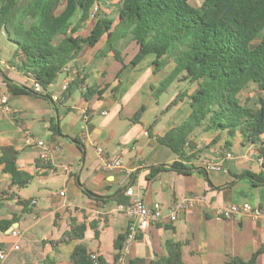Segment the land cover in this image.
Returning a JSON list of instances; mask_svg holds the SVG:
<instances>
[{
	"label": "crops",
	"instance_id": "crops-1",
	"mask_svg": "<svg viewBox=\"0 0 264 264\" xmlns=\"http://www.w3.org/2000/svg\"><path fill=\"white\" fill-rule=\"evenodd\" d=\"M119 3L120 0H104L100 5L101 13L115 18V24L120 20ZM112 10L117 12L116 16ZM89 22H84L75 35L87 36L95 21L93 25ZM116 26L112 31L117 30ZM1 34L5 36L4 32ZM61 38L58 35L56 41ZM113 46L120 51L122 60L116 59L108 46L107 33L95 45H86L50 85V96L45 91L33 90V79L9 64L15 45H8V56L0 54V66L11 83L30 88L13 92L0 71V98L6 94L11 107L10 111H3L0 104V147L14 146L19 152V167L33 175L27 186L19 187L11 183V175L3 172L0 165V220L18 217L7 230L0 231V249L6 251V261L75 264L71 254L81 243L90 254L98 255V264H151L167 254L168 239L182 243L185 264L250 260L264 244V217L244 214L235 220L225 219L217 214V209L233 202L264 205V183L238 177L244 171L264 170L262 143L243 145L241 135L237 134L228 145L226 130L204 128H197L191 136L196 145L186 148L188 158L157 143L149 136V125L157 118L152 133L160 136L183 122L192 111L190 94L196 85L187 88L185 81L175 80L165 92L175 88L170 94L180 95V99L168 107L173 99L167 105L162 103L165 92L155 96L154 88L161 81V70L154 71L155 55L145 56L133 66L131 59L138 46L128 28L119 32ZM168 62L170 73L173 61ZM75 79L80 82L74 83ZM65 83L67 89H63ZM248 89L246 96L257 97L256 103L250 105L248 100L241 99L257 108L262 91L251 83L241 93ZM54 95L58 98L54 99ZM142 106L144 112L134 121L132 118ZM82 109L90 114L88 122L82 118ZM55 124L58 132L52 130ZM25 128L49 144L50 160L42 158L41 147L26 142ZM97 147L108 154H120L130 174L119 167L105 168ZM229 151L231 158L226 156ZM205 158L221 163L224 169L201 168L199 161ZM175 161L193 169L189 174L180 173L171 167ZM158 165L167 168L154 172L153 167ZM130 186L149 205L161 203L168 208L183 198L194 202L176 221L151 226L127 250H123V241L115 261L119 252L116 240L126 234L129 223L119 210V199L130 200L125 193ZM197 197L202 199L196 201ZM20 199L30 201L26 212ZM72 223L86 225L84 238L54 247L50 241L60 238ZM255 264H264V252Z\"/></svg>",
	"mask_w": 264,
	"mask_h": 264
},
{
	"label": "trees",
	"instance_id": "trees-1",
	"mask_svg": "<svg viewBox=\"0 0 264 264\" xmlns=\"http://www.w3.org/2000/svg\"><path fill=\"white\" fill-rule=\"evenodd\" d=\"M63 1L0 0V34L4 32L15 45L8 62L38 82L46 95L50 96L49 87L64 67L86 45H95L106 33L108 46L116 59L122 60L113 40L121 30L128 28L138 46L131 59L133 66L151 54L155 55V72L169 60L173 61L169 76L154 88L156 97L167 91L175 80L196 85L190 94V115L160 136L152 133L156 118L148 127L151 138L175 154L188 158L190 155L187 156L185 150L195 147L191 136L197 128L226 130L228 145L240 134L243 145L262 143L260 153L264 156V0H202L198 7L189 0H120L117 5L120 20L116 24L115 18L101 13L100 5L104 0H67L65 5ZM92 15L95 23L89 34L75 35ZM113 25H117L116 31H112ZM58 35L62 38L56 41ZM0 71L13 92L30 89L11 83L1 66ZM79 82V79L74 80L76 84ZM251 83L262 91L257 108L248 106L240 97ZM104 90L101 89V93ZM179 99L180 95H177L168 107ZM144 110L145 106H142L132 119L138 121ZM52 130L58 132V125L55 124ZM18 154L12 145L1 146L0 165L3 172L11 175L13 185L25 187L33 175L19 167ZM171 167L184 174L193 169L180 161L173 162ZM166 168L158 165L153 171ZM238 177L264 183V170L260 173L244 171ZM119 202L128 203L122 199ZM19 203L26 212L30 201L20 199ZM17 220V216L1 219L0 231L7 230ZM85 231V224L72 223L60 238L50 242L57 247L84 238ZM124 239L125 235H120L116 240L119 252L115 254V261L119 259ZM166 248L167 254L151 264H185L180 241L168 239ZM262 252L264 244L250 260L234 258L225 264H255ZM71 259L75 264H94L87 246L81 243L74 248Z\"/></svg>",
	"mask_w": 264,
	"mask_h": 264
},
{
	"label": "built area",
	"instance_id": "built-area-1",
	"mask_svg": "<svg viewBox=\"0 0 264 264\" xmlns=\"http://www.w3.org/2000/svg\"><path fill=\"white\" fill-rule=\"evenodd\" d=\"M65 68V67H64ZM68 84L63 85V89H67ZM32 89L36 92H41V85L33 80ZM58 95H54V99H57ZM0 104L3 111H10L11 107L9 105V99L6 94H3L0 98ZM82 118L85 122H88L90 114L87 109L81 110ZM106 113V112H104ZM25 135V140L28 144H35L43 149L42 158L45 161L50 160V147L49 144L42 139L34 136L30 129L25 128L23 130ZM97 152L104 158L105 168L119 167L124 170L128 175L130 170L124 166L123 157L120 154H108L103 148L97 147ZM228 158L233 156L232 152L226 153ZM199 166L206 170H217L222 171L224 169L221 163L216 162L214 159L205 158L199 161ZM126 195L130 197L128 203L120 204L119 210L123 212L129 219L128 229L125 234L124 248L127 250L132 242L142 233L146 232L151 226L157 225H167L176 221L179 216L189 209L193 200L183 198L178 202H175L168 208L162 206L161 203H154L149 205L144 201V199L135 193L132 186L125 189ZM63 194V192H61ZM202 198L197 197L196 201H200ZM217 214L225 219L235 220L244 214H250L255 218L264 217V205H253L250 202H233L230 205L222 206L217 209ZM6 251L0 249V264H9L6 261ZM91 258L94 264L99 263L98 255L96 253H91Z\"/></svg>",
	"mask_w": 264,
	"mask_h": 264
},
{
	"label": "rangeland",
	"instance_id": "rangeland-1",
	"mask_svg": "<svg viewBox=\"0 0 264 264\" xmlns=\"http://www.w3.org/2000/svg\"><path fill=\"white\" fill-rule=\"evenodd\" d=\"M66 1L67 0H64L63 1V5H65L66 4ZM189 2L192 4V5H194V6H200L201 5V3H202V0H189ZM115 10V9H114ZM114 10H112V11H114ZM109 13V12H108ZM111 13H113V12H111ZM113 15H117V12L116 11H114V13H113ZM74 20H76V18L74 19ZM88 21H90L89 23H90V25H93L92 23H94V21H95V16L94 15H92L91 16V18L88 20ZM10 44H12V42L7 38V37H5V36H3L2 34L0 35V54H1V56H8L7 55V53L9 52V49H8V45H10ZM11 59V58H10ZM169 62H167L166 63V65L161 69V71L159 72V74H158V78L159 79H161V81L160 82H162L165 78H167L168 76H169V71H170V66H169V64H168ZM168 74V75H167ZM160 85V84H159ZM158 85V86H159ZM185 85H187V88H191V87H193L191 84H189L188 82L187 83H185ZM175 89V88H174ZM174 89H171V90H169L165 95L166 96H164V98H163V100H162V103H165V105H167V104H169V102L172 100V99H174L175 98V95L173 96L172 94H170L171 92H173L174 91ZM247 92H250V89H248V90H246L244 93H241V98L243 99V100H248V102H249V104L250 105H254L255 103H256V101H257V97H255V96H249V97H251V99H248V96H246V94L245 93H247ZM163 94V93H162ZM174 94V93H173Z\"/></svg>",
	"mask_w": 264,
	"mask_h": 264
},
{
	"label": "water",
	"instance_id": "water-1",
	"mask_svg": "<svg viewBox=\"0 0 264 264\" xmlns=\"http://www.w3.org/2000/svg\"><path fill=\"white\" fill-rule=\"evenodd\" d=\"M144 140H148V137H145Z\"/></svg>",
	"mask_w": 264,
	"mask_h": 264
}]
</instances>
